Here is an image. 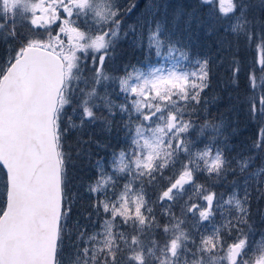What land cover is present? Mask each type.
<instances>
[{
	"label": "snow or ice",
	"instance_id": "6c2138e0",
	"mask_svg": "<svg viewBox=\"0 0 264 264\" xmlns=\"http://www.w3.org/2000/svg\"><path fill=\"white\" fill-rule=\"evenodd\" d=\"M199 3L260 53L247 76L253 93L248 105L249 117L260 125L252 148L264 153V17L257 20L248 0ZM120 24L117 0H0V38L18 41L0 67V264H60L72 211L65 199L64 139L98 121L111 129L117 117L127 146L112 153L110 164L97 161L87 188L94 213L87 219L100 218V227L92 234L78 228L76 264H264V243L254 248L247 231L254 156L230 158L221 146L228 140L223 123L193 120L204 110L209 61L195 59L155 22L146 48L163 62L146 70L128 66L114 76L105 65ZM240 71L234 64L233 79ZM110 87L122 102L111 99ZM193 129L201 135L208 130L203 147L190 135ZM165 169L172 175L153 202L145 185L163 179ZM229 174L234 181L227 196L200 182ZM257 175V188H264V168Z\"/></svg>",
	"mask_w": 264,
	"mask_h": 264
},
{
	"label": "trees",
	"instance_id": "16d2710c",
	"mask_svg": "<svg viewBox=\"0 0 264 264\" xmlns=\"http://www.w3.org/2000/svg\"><path fill=\"white\" fill-rule=\"evenodd\" d=\"M138 11L139 6L133 9V11L131 10L124 18V23L128 25L122 27L121 36H125V33L128 36L130 33L129 30L131 29L130 24L137 22L132 18ZM170 18L172 17L169 15L167 19L170 20ZM21 31L26 33L27 29L23 28ZM214 34L215 39L209 38L204 40L200 36L191 39V48L188 49L190 55L195 59L203 60L204 54H211L214 51L216 53L226 52L221 51L220 47L236 41L241 45V48L239 50L240 53L236 55V60L233 65L246 67L249 61H254V58L258 59L254 55H247L243 52V44H245L243 39H237L233 35L227 38L223 33V29L215 31ZM11 41L0 38V67L6 66L5 61L11 57L17 47L18 41H15L12 52H10ZM217 49L219 51H216ZM143 52L142 49H136L132 52V48L126 46V43L121 41V43L116 44L115 42L113 58L109 62V68L106 67L114 74L118 67H120V72H123L125 65H146L149 63V60L144 59ZM233 65L221 64L217 66L215 60L209 61L208 87L201 93L204 110L202 112L198 111V115L193 116V119L197 120L196 122L204 123V118H210L218 123L220 122L217 118L218 113H226L227 119L224 127L227 129L225 135L228 137V140L226 146L224 144H221V146L225 147L226 155L230 158H236L239 152H244L246 155H255L256 153L252 145L256 141L260 130L259 123L249 117V105L243 101L247 95L244 92L245 85L241 81L248 76V71L245 70L241 73V81H235L239 87L233 88L232 85H229L234 80L232 74ZM227 89H230L231 92H226ZM217 95L220 97L219 101L214 100ZM116 103H118V97ZM233 108H237V111H234ZM127 138V133L123 128V122L119 117L116 118L115 126L111 129L106 128L103 122H97L93 126H87L84 129L69 132L65 137L64 149L69 157L67 161L68 183L65 189V199L70 203L72 211L67 220V223L70 220L69 228L66 231L65 227V233L62 237V254L58 256L60 264H66L67 258L71 253H74L73 246L70 244L67 234H70V238H72L73 230L78 231V228H82L87 233H90L97 228L100 218L93 216L94 222H89L87 219L90 213H94V209L92 208L93 197L87 191V188L94 181L97 161L103 156L110 155L117 150L125 148L127 146ZM260 154H256L255 158L260 159ZM0 170L2 172L1 168ZM257 226L258 228L262 227L261 225Z\"/></svg>",
	"mask_w": 264,
	"mask_h": 264
},
{
	"label": "rangeland",
	"instance_id": "374dc122",
	"mask_svg": "<svg viewBox=\"0 0 264 264\" xmlns=\"http://www.w3.org/2000/svg\"><path fill=\"white\" fill-rule=\"evenodd\" d=\"M248 2L252 6V13L256 16L257 20L259 21L261 17H264V0H248ZM117 4H119L121 8V24H120V36L116 40L117 43H126V46L132 48V52H134L136 49H142L144 59L149 60V63L146 65L144 64H136L134 65L137 68L147 69L150 65H154L157 63L158 60H161L159 57H154V55H149L146 48V38L147 33L149 30V26L153 25L155 22H160L164 29L168 30L169 34L172 36L174 40H180L184 44L188 46V49L191 48L190 42L191 39L195 38L196 36H200L204 40L209 38L215 39V31H219L220 29H223V33L228 38L229 36H232L233 34L230 31H227L228 23L225 20H220L219 22L216 20V18L208 11L206 6H203L199 3V0H117ZM137 6H139V11L137 14L132 18L133 20H136L137 22L131 23V29H136V32L133 34L131 29L129 30L130 33L125 36H121V29L122 27H125L128 24L124 23V18L129 14V12L133 9H135ZM198 6V7H197ZM171 16L170 20H168V16ZM203 33V34H201ZM201 34V35H200ZM234 36V35H233ZM126 38L125 40H122ZM143 41V44H141L140 41ZM15 44V41H11V48L10 52H12V48ZM241 45L238 42H230L226 45H223L220 47L221 51H226L223 53H214L211 54H204V59L215 60V64L217 66L221 64H228L230 66L233 65V63L236 60V55L240 53ZM216 51H219L217 49ZM243 52L247 55H254L257 58L259 57L260 53L257 50L256 46L254 44H250L248 42H245L243 44ZM246 60V59H245ZM257 59L254 58V61H249L246 67L239 66L241 71L237 75V77L229 83V85H232L233 88H238V84L235 83V81H241V73L247 70L249 72L250 68L254 65V62ZM154 61V62H153ZM161 62H163L161 60ZM109 62L106 61V65L109 68ZM106 67V69H107ZM125 67H128L125 65ZM108 70V69H107ZM109 71V70H108ZM129 71H131V68L129 67ZM110 72V71H109ZM110 74H112L110 72ZM123 72H120V67L116 68L115 73L112 74L114 76L123 75ZM244 83V92H246L247 97L243 100L248 104L249 97L252 96V90L248 86V79L247 76L243 78L241 81ZM229 88V87H228ZM226 92H231L230 89H227ZM108 94L111 96V99L116 102L117 97L116 94L114 95L113 89L110 87L108 89ZM114 96V97H113ZM228 96V94H227ZM116 97V98H115ZM231 97V95H230ZM216 101L220 100V97H215ZM224 100V96H223ZM222 100V101H223ZM122 102V97L118 98V103ZM222 103V102H220ZM234 111H237V108H233ZM104 116H107L108 113L106 111L103 112ZM217 118L220 120V122L223 123L225 126L226 123V113L220 112L217 115ZM200 119V118H199ZM209 120L216 122L215 120H212L208 118ZM195 122L196 119H193ZM99 123L102 121H98ZM198 125H202L201 122H196ZM219 123V122H218ZM208 130H205V134L201 135L198 129H193V131L190 133L193 140L195 141L197 147H203V143H206L208 141ZM120 150H117L116 152H119ZM111 155L103 156L99 159L101 164H110L111 163ZM248 156L244 152H239L237 154L238 156ZM261 158L256 159V154L254 156L253 164L254 167L251 169V175L255 178L253 180L249 181V187L248 190L251 193L250 195V216H249V228L247 231L251 233L249 240L250 243H253V247H259L262 243H264V188H257V185L261 183V177L260 175H257L259 173L261 168H264V153H261ZM2 169V172L0 170V208H3L4 206V169L0 166ZM172 175V173L169 171V169L164 170V178L159 179L158 182L154 185H145V191L147 192L148 198L155 202L157 199V196L159 192L167 185L168 178ZM234 181V177L229 174L227 175L226 179L224 180H217L213 182L210 179H207L205 177H201L200 182L205 183L209 185L213 191H216L218 194H224L227 196L232 191V183ZM236 183H242L241 177L235 178ZM195 199V197H194ZM154 210L158 213L162 212V209H160L158 204H154ZM177 214H179V207L175 209ZM157 219L160 221L161 224L165 223L166 218L162 215H158ZM70 220L67 223L66 231L69 228ZM257 225H261L262 227L258 228ZM100 224L98 222L97 228L94 229L92 232L88 234H92L93 232L99 231ZM70 231V230H69ZM67 237L70 241V244L73 246L75 243H80L79 240L76 239L77 237V231L73 230V237L70 238V234H67ZM164 234L157 231L156 233V239L163 241L164 240ZM229 242H231V238H227ZM72 251V250H71ZM66 264H76V255L75 252L70 254V256L67 258Z\"/></svg>",
	"mask_w": 264,
	"mask_h": 264
}]
</instances>
